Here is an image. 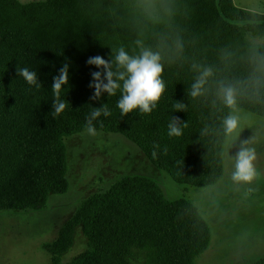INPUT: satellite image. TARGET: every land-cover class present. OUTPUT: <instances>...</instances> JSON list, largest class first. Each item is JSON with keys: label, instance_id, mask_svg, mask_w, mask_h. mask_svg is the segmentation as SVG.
Masks as SVG:
<instances>
[{"label": "trees", "instance_id": "16d2710c", "mask_svg": "<svg viewBox=\"0 0 264 264\" xmlns=\"http://www.w3.org/2000/svg\"><path fill=\"white\" fill-rule=\"evenodd\" d=\"M154 2L156 13L148 15L138 0H0V211L40 210L50 194L68 190L63 140L85 131L86 117L102 104L111 115L93 122L97 131L123 136L174 182L206 187L220 180L223 121L231 110L223 90H233L235 106L264 118V45L246 38L264 37V13L233 0ZM120 47L130 56H160L166 87L150 114L121 116L119 90L91 99V72L100 69L87 59L100 55L115 69ZM63 63L67 107L53 119L51 85ZM17 67L35 70L42 87L28 85ZM206 70L193 97L192 85ZM173 117L181 136L168 135ZM78 233L86 249L62 261ZM210 237L194 203L168 198L150 178L123 175L82 199L42 248L51 264H194ZM251 264H264V257Z\"/></svg>", "mask_w": 264, "mask_h": 264}, {"label": "rangeland", "instance_id": "374dc122", "mask_svg": "<svg viewBox=\"0 0 264 264\" xmlns=\"http://www.w3.org/2000/svg\"><path fill=\"white\" fill-rule=\"evenodd\" d=\"M28 3L42 0H18ZM235 6L264 13V0H233ZM148 15L156 13L154 0H138ZM250 43L264 45V37L246 36ZM238 128L227 134L223 149L224 172L211 186L196 187L174 182L152 165L142 151L119 134L85 131L64 138L68 190L50 194L40 210L0 211V264H51L45 243L57 239L62 224L88 195L107 189L123 175L143 176L159 183L168 198L184 197L195 204L210 228V242L194 264H251L264 257V118L234 106ZM255 150L257 176L250 182L232 179L235 154L242 142ZM86 249V238L76 242L62 261Z\"/></svg>", "mask_w": 264, "mask_h": 264}, {"label": "clouds", "instance_id": "9594fccd", "mask_svg": "<svg viewBox=\"0 0 264 264\" xmlns=\"http://www.w3.org/2000/svg\"><path fill=\"white\" fill-rule=\"evenodd\" d=\"M115 69L112 62L105 60L100 55L89 57L86 61L89 65H94L99 71L91 72L92 80L89 87L94 89L91 99L98 100L103 93L115 95L117 90L121 96L117 102L121 116H125L133 110L139 109L140 112L150 114L158 104L165 91V83L162 79L163 67L159 63L160 56L150 50H143L139 56H130L123 47H120L115 54ZM69 64L63 63L58 70V75L53 76L51 91L52 117L55 119L67 107L64 100L61 99V90L63 85L68 84ZM16 74L23 77L28 85L41 88L42 84L38 81V75L35 70L28 67H17ZM210 75V70H206L193 85L191 95L197 96L201 92L204 83V76ZM224 91V102L229 108L235 106V97L233 90L229 87ZM101 115L107 117L111 115L110 109L106 104L100 107H93V110L86 117L84 126L85 133L88 136H96L97 129L94 125ZM238 117L229 114L223 121L226 134H232L238 128ZM102 126V122H101ZM186 126V125H185ZM169 136H181L182 128L179 126V117H173L168 124ZM247 142L241 144L240 149L235 154L234 171L232 179L235 182L250 183L256 176L257 171L254 161L256 153L253 148L245 147ZM158 144H153V157H156ZM166 152V149H164Z\"/></svg>", "mask_w": 264, "mask_h": 264}]
</instances>
